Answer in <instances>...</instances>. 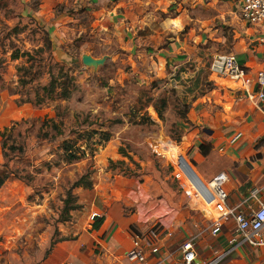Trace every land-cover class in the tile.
<instances>
[{
    "label": "rangeland",
    "instance_id": "1",
    "mask_svg": "<svg viewBox=\"0 0 264 264\" xmlns=\"http://www.w3.org/2000/svg\"><path fill=\"white\" fill-rule=\"evenodd\" d=\"M55 1L45 8L42 0L0 3V134L16 122L28 121L8 132L10 145L15 140L24 149L15 151L9 162L0 136V172L8 165L27 177H12L0 189V264H41L61 239L92 237L95 216L104 217L96 231L102 232L103 239L117 226L116 237L129 240L130 250L135 242H150L159 245L170 262L179 263L183 242L206 229V236H212V222L217 218L189 197L178 179L180 171L197 172L189 157L192 136L183 125L189 127L192 108L214 87L213 61L219 55L235 54L234 41L236 36L244 37L243 29L236 34L238 27L225 24L214 10L185 5L183 27L160 34L163 22L168 28L180 26L170 20L181 9L180 1L151 15L152 8L144 12L135 0ZM146 20L153 23L139 29ZM45 32L54 61L69 70L78 88L67 101L41 106L20 103L27 97V88L21 95L14 94L18 69L29 67L33 58L47 59ZM177 40L180 50L170 51ZM15 50L24 56L13 59ZM85 55L104 63L86 66ZM42 73L45 82L48 71ZM163 97L170 102L165 121L150 104ZM189 103L186 121L180 114ZM57 106L64 115L65 135L56 140L42 138V122L56 117ZM117 118L124 123L115 124ZM173 127H183L180 142L170 135ZM68 140L81 156L79 162L64 161L62 144ZM122 147L140 165L139 175H124L126 167L138 168L122 157ZM110 160L126 165L112 170ZM85 172L92 173L94 187L74 190L82 208L63 223L65 190ZM203 236L196 240L198 253ZM97 245L93 251L99 256L104 250ZM231 250L223 254L228 256Z\"/></svg>",
    "mask_w": 264,
    "mask_h": 264
},
{
    "label": "crops",
    "instance_id": "2",
    "mask_svg": "<svg viewBox=\"0 0 264 264\" xmlns=\"http://www.w3.org/2000/svg\"><path fill=\"white\" fill-rule=\"evenodd\" d=\"M135 1L140 2L138 6H143L144 12L152 8L149 9L150 15L154 10L163 12V6L180 1L181 9L170 18L173 23L178 22L180 26L176 27L174 24L168 28L163 22L160 32L162 35L168 34V29L179 30L183 27V20L186 17L185 8L183 10L185 5L191 8L201 6L206 11L214 10L225 24L238 27L236 34L243 29L244 37L236 36L234 41L233 54L238 61L251 71L252 76L262 68L264 49L259 38L264 35V27L249 25L242 21L240 17L242 0ZM43 2L45 4L42 7L45 8L47 3L52 5L56 1L42 0ZM146 14L149 17L148 11ZM152 23L151 20H146L144 25H138V28L144 29ZM161 40H164V37ZM174 49L180 50L178 40L169 46L170 51ZM211 78L214 87L192 108L189 127L183 125L192 136L189 157L195 165L196 174L206 182L219 173H226L228 181L225 188L229 195L227 207L247 213L250 208L256 209L264 202V103L258 100L256 88L249 96L223 75L213 73ZM94 198L95 201L99 199L96 195ZM117 230L118 227H114L105 239L101 237L102 232L95 231L92 237L57 243L41 264H137L128 257L132 250L130 241L116 237ZM203 232L201 236L205 237L201 238L199 253L197 252L199 260L211 261L232 249L233 253L225 256L220 264H264V247L238 246L239 242L231 244L232 239L236 237L235 223L232 219L225 222L217 236H206L209 234L207 229ZM94 243L98 244L96 247L100 246L104 250L99 256L94 255ZM207 244H210L209 250L205 249ZM170 264L178 262L171 261Z\"/></svg>",
    "mask_w": 264,
    "mask_h": 264
},
{
    "label": "built area",
    "instance_id": "3",
    "mask_svg": "<svg viewBox=\"0 0 264 264\" xmlns=\"http://www.w3.org/2000/svg\"><path fill=\"white\" fill-rule=\"evenodd\" d=\"M242 21L249 25L264 27V0H242L240 8ZM264 49V35L259 38ZM212 71L233 81L242 92L253 93L257 89V98L264 103V59L262 68L252 76L251 71L242 65L234 54L219 55L213 61ZM250 96V95H249ZM235 141V140H233ZM180 179L187 187L189 197L202 203L210 212L217 216L212 222L213 236L221 233L226 221L232 219L235 223L236 237L231 244L238 246L264 247V202L258 208H250L249 212L238 211L227 207L229 195L226 191L228 175L219 173L209 182L204 181L195 172H179ZM215 216V217H216ZM185 241L180 246L182 262L178 264H220L225 255H218L211 261L199 260L196 251V240L203 234ZM130 260L137 264H170V258L165 257L159 245L135 242L133 249L128 253Z\"/></svg>",
    "mask_w": 264,
    "mask_h": 264
},
{
    "label": "trees",
    "instance_id": "4",
    "mask_svg": "<svg viewBox=\"0 0 264 264\" xmlns=\"http://www.w3.org/2000/svg\"><path fill=\"white\" fill-rule=\"evenodd\" d=\"M1 3V0H0ZM45 42H46V51L48 52L47 59H44L43 57H40V59H32L33 63L29 67L25 68H19L18 72L20 73L19 82L18 85L14 91V94L21 95V92H24L26 89V99H21L20 103H31L36 106L51 104L58 101H67L69 100L74 92L77 90L78 86L75 81V78L70 74L69 70H66V67L63 64H60L58 62H55L52 54V42L49 38V33L45 32ZM43 52V49L41 50ZM24 54H21L20 51L15 50L13 52L12 58L15 60H19L22 58ZM48 61V62H46ZM47 70L48 71V79L47 81L43 82L41 81L42 78V71ZM213 84V83H211ZM197 86H199V81ZM32 92L33 97L30 95ZM197 98L195 97L193 101H195ZM153 100L150 101V104L155 108L158 116L160 119L165 121V113L167 109L170 106V102L167 97H163L157 102L152 103ZM191 108V103L189 105H184L183 110L181 111L180 116L188 120L187 116L189 114ZM64 115L61 113V107L57 106L56 108V117L47 119L45 118L41 125V132H42V138L49 139V140H56L60 137H63L65 135L63 130V121ZM62 119L60 122H58V119ZM150 120V119H149ZM28 121L23 120L22 122H16L14 124V127L11 129L5 128L0 136L2 138V149L4 152V157H8V162L12 160V155L14 152L23 153L24 149L22 146L15 145V140L11 141L10 145V136L8 135V132L10 130H13L19 125L25 124ZM189 122V120H188ZM115 124H123L124 120L122 118H117L114 121ZM144 124L143 120H140L139 124ZM171 137L176 140L177 142H180L182 140V137L184 135L182 128H176L174 127L170 130ZM106 140H109L107 138ZM73 141H65L62 144V150L64 152L63 159L66 163H76L81 160V156H79L75 151H73ZM203 150V147H202ZM120 154L124 158H128L131 162L136 164L137 168L136 170L126 167V171L124 175L127 176H137L141 173V167L138 165L133 157L128 153V150L125 147H122L120 149ZM120 165H126L125 161H118L115 162L113 160H110L109 168L112 170H117V168ZM139 170V171H138ZM15 177L16 179L25 180L27 177L23 176L20 171H13L11 170L8 165H3L2 171L0 172V189L7 183V181ZM94 187V180L92 177L91 172H85L82 175L78 176V178L70 183V186L65 190V196L63 201V206L61 208L60 212V221L63 223L70 222L72 219V213L79 211L82 208V205L79 203L78 197L74 194V190L77 188H83L85 190H92ZM94 220H96V223L93 226V230L97 231L101 228V226L104 223V217L95 216ZM72 240V238H63L61 239V242L63 241H69Z\"/></svg>",
    "mask_w": 264,
    "mask_h": 264
},
{
    "label": "water",
    "instance_id": "5",
    "mask_svg": "<svg viewBox=\"0 0 264 264\" xmlns=\"http://www.w3.org/2000/svg\"><path fill=\"white\" fill-rule=\"evenodd\" d=\"M84 65L89 66V65H101L104 63V60H96L92 56L85 55L82 59Z\"/></svg>",
    "mask_w": 264,
    "mask_h": 264
}]
</instances>
